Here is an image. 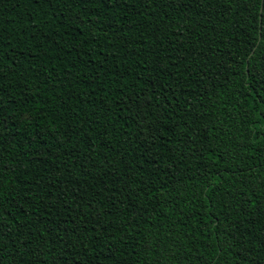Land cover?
Returning a JSON list of instances; mask_svg holds the SVG:
<instances>
[{"label": "trees", "instance_id": "16d2710c", "mask_svg": "<svg viewBox=\"0 0 264 264\" xmlns=\"http://www.w3.org/2000/svg\"><path fill=\"white\" fill-rule=\"evenodd\" d=\"M0 264H264V0H0Z\"/></svg>", "mask_w": 264, "mask_h": 264}, {"label": "snow or ice", "instance_id": "6c2138e0", "mask_svg": "<svg viewBox=\"0 0 264 264\" xmlns=\"http://www.w3.org/2000/svg\"><path fill=\"white\" fill-rule=\"evenodd\" d=\"M99 2H100L101 4H104V3H106V0H99Z\"/></svg>", "mask_w": 264, "mask_h": 264}]
</instances>
